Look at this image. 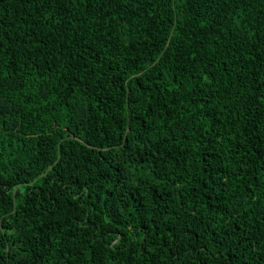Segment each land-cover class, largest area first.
<instances>
[{"label": "trees", "instance_id": "obj_1", "mask_svg": "<svg viewBox=\"0 0 264 264\" xmlns=\"http://www.w3.org/2000/svg\"><path fill=\"white\" fill-rule=\"evenodd\" d=\"M0 264H264V0H0Z\"/></svg>", "mask_w": 264, "mask_h": 264}]
</instances>
